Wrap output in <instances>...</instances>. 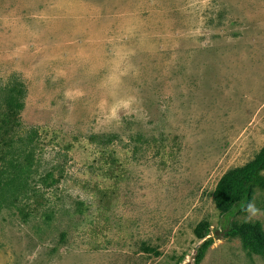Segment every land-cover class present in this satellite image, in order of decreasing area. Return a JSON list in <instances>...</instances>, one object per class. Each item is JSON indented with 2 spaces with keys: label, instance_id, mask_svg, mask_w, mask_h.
Returning <instances> with one entry per match:
<instances>
[{
  "label": "rangeland",
  "instance_id": "rangeland-1",
  "mask_svg": "<svg viewBox=\"0 0 264 264\" xmlns=\"http://www.w3.org/2000/svg\"><path fill=\"white\" fill-rule=\"evenodd\" d=\"M16 83L8 152L34 160L0 209V264H194L205 222L200 264H264L226 235L264 232V191L254 217L213 200L264 146V0H0V88Z\"/></svg>",
  "mask_w": 264,
  "mask_h": 264
},
{
  "label": "trees",
  "instance_id": "trees-1",
  "mask_svg": "<svg viewBox=\"0 0 264 264\" xmlns=\"http://www.w3.org/2000/svg\"><path fill=\"white\" fill-rule=\"evenodd\" d=\"M16 84L17 85L12 87L0 88V110L2 106H5L7 112H9V119L6 120L9 125L5 127V129L0 128V154L2 153L4 155L0 157V160L3 161L2 164H4L3 169L0 170V209L3 208L4 205L8 206L7 204H10L9 206H17L19 198L26 196L29 188L26 190L27 183L23 181L22 173L26 171L25 174L29 175L27 169L30 170L34 160V153H29L26 150L24 151L20 147V152L14 149V147H11L12 150L8 152V148L12 146L11 143L13 142L11 141V132L14 130L16 116L23 108V94L21 89L18 88L21 87V85L18 83ZM4 124L5 120L0 116V126ZM2 130L4 133H1ZM101 138L103 137L93 136L91 139L99 146L109 145L112 141V139L100 141ZM9 139L11 142H8ZM9 156L16 159L6 161ZM263 173L264 146L251 162L243 167L228 171L220 180L213 193V200L218 211L228 218L230 215L244 210L243 208L254 200V190L256 188L264 191ZM23 212L25 211L22 210V213ZM233 226L234 227L229 229L226 235L240 238L244 244V248L264 259V232L262 231L261 224L245 223L241 226L236 224ZM194 233L198 241L202 242L194 257V264H200L213 245L214 240L208 238L210 235V227L206 222L200 223L195 228ZM145 249L150 252H155V249H150L149 247Z\"/></svg>",
  "mask_w": 264,
  "mask_h": 264
},
{
  "label": "clouds",
  "instance_id": "clouds-1",
  "mask_svg": "<svg viewBox=\"0 0 264 264\" xmlns=\"http://www.w3.org/2000/svg\"><path fill=\"white\" fill-rule=\"evenodd\" d=\"M244 210L249 214L250 217H254L258 214V209L255 207L254 203H249L244 207Z\"/></svg>",
  "mask_w": 264,
  "mask_h": 264
},
{
  "label": "water",
  "instance_id": "water-1",
  "mask_svg": "<svg viewBox=\"0 0 264 264\" xmlns=\"http://www.w3.org/2000/svg\"><path fill=\"white\" fill-rule=\"evenodd\" d=\"M190 264V263H189Z\"/></svg>",
  "mask_w": 264,
  "mask_h": 264
}]
</instances>
